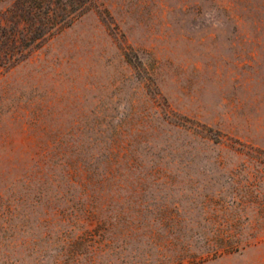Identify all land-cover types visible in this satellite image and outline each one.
<instances>
[{
  "label": "rangeland",
  "instance_id": "374dc122",
  "mask_svg": "<svg viewBox=\"0 0 264 264\" xmlns=\"http://www.w3.org/2000/svg\"><path fill=\"white\" fill-rule=\"evenodd\" d=\"M0 264H264V0H90L1 67Z\"/></svg>",
  "mask_w": 264,
  "mask_h": 264
},
{
  "label": "trees",
  "instance_id": "16d2710c",
  "mask_svg": "<svg viewBox=\"0 0 264 264\" xmlns=\"http://www.w3.org/2000/svg\"><path fill=\"white\" fill-rule=\"evenodd\" d=\"M90 0H15L0 24V68L23 58L42 38L70 25Z\"/></svg>",
  "mask_w": 264,
  "mask_h": 264
}]
</instances>
